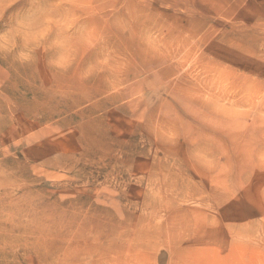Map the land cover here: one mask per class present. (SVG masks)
Listing matches in <instances>:
<instances>
[{
	"label": "rangeland",
	"instance_id": "374dc122",
	"mask_svg": "<svg viewBox=\"0 0 264 264\" xmlns=\"http://www.w3.org/2000/svg\"><path fill=\"white\" fill-rule=\"evenodd\" d=\"M26 9L74 19L0 56V264H264V0H0V31Z\"/></svg>",
	"mask_w": 264,
	"mask_h": 264
},
{
	"label": "clouds",
	"instance_id": "9594fccd",
	"mask_svg": "<svg viewBox=\"0 0 264 264\" xmlns=\"http://www.w3.org/2000/svg\"><path fill=\"white\" fill-rule=\"evenodd\" d=\"M4 19L5 15L0 14V23H3ZM73 19L71 17L57 19L47 13L34 14L26 9L11 19L0 31V56H12L20 64L30 62L33 53L49 37L53 27L70 28ZM53 46H60L59 41L54 42ZM71 58V53L65 50L59 53L52 63L65 68L70 65Z\"/></svg>",
	"mask_w": 264,
	"mask_h": 264
},
{
	"label": "bare ground",
	"instance_id": "6f19581e",
	"mask_svg": "<svg viewBox=\"0 0 264 264\" xmlns=\"http://www.w3.org/2000/svg\"><path fill=\"white\" fill-rule=\"evenodd\" d=\"M212 236H213V235H212ZM215 238H216V237H215ZM217 243L219 244L220 249H221L222 246H224V248H225V247H228L226 244L223 243V240L221 239V237L218 238ZM214 244H215V243H214ZM216 247H218V246H216ZM219 247H218V248H219ZM214 258H215V257H214Z\"/></svg>",
	"mask_w": 264,
	"mask_h": 264
}]
</instances>
